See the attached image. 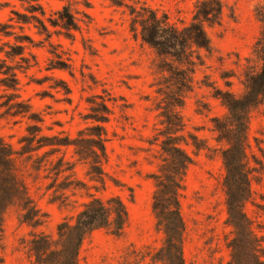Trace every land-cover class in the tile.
Wrapping results in <instances>:
<instances>
[{
  "label": "rangeland",
  "instance_id": "1",
  "mask_svg": "<svg viewBox=\"0 0 264 264\" xmlns=\"http://www.w3.org/2000/svg\"><path fill=\"white\" fill-rule=\"evenodd\" d=\"M259 3L227 0L220 25L205 28L212 54L193 53V58L199 53L201 63L191 67L188 91L179 85L180 66L158 56L129 31L131 17L126 6L136 10L148 7L181 28L190 21L193 0H43L39 4L47 16L68 5L80 20L78 31L68 37L52 34L49 44L31 25L20 29L14 24V31L25 36L24 55L30 66L24 73L17 72L18 94L43 118L42 134L74 136L84 127L81 117L87 111L86 98L99 95L111 100L107 161L103 165L105 189L96 195L118 197L126 208L128 224L121 238L104 231L91 234L79 249L78 264H159L150 260L161 245V235L154 230L150 211L153 185L149 176L159 164L154 141L162 131L159 115L167 107L184 123L182 134L189 143L183 148L192 159L179 199L185 224L184 263L227 264L226 243L232 234L226 224L224 171L218 153L224 144L218 142L211 124L213 117L222 118L226 110L213 97L212 87L225 90L220 76H227L230 90L240 93L244 60L250 57L259 32L254 16ZM30 5L36 6L27 0H0V22L12 17L13 23L18 18L14 12L28 15ZM3 110L0 108V135L17 149L28 122L5 116ZM188 135L195 136L206 149H195ZM248 142L251 199L243 211L264 247V103L250 114ZM62 152L66 160L73 161L70 149ZM19 163L28 194L44 216L43 223L32 229L19 224L15 210H9L0 242V264H33L28 253L30 232L55 238L56 226L71 220L86 201L85 192L75 187L87 182L82 165L76 164L74 173H63L47 190L50 180L41 178L42 174L34 177L26 161ZM247 256L245 264H252Z\"/></svg>",
  "mask_w": 264,
  "mask_h": 264
},
{
  "label": "trees",
  "instance_id": "2",
  "mask_svg": "<svg viewBox=\"0 0 264 264\" xmlns=\"http://www.w3.org/2000/svg\"><path fill=\"white\" fill-rule=\"evenodd\" d=\"M27 1L36 5L29 6L28 15L14 12L12 15L18 18L13 23L10 22L14 19L12 17L7 22H0V99H4L0 102V108L4 109L5 116L25 118L28 122L24 134L18 140L17 149L0 135V242L5 215L11 209L15 210L19 224L35 229L43 223L44 216L28 194L25 173L19 161L29 163L34 177H41L42 174L41 178L50 180L47 190L54 187L63 173H74L75 165L79 164L84 167L87 182H79L75 187L85 192L86 201L71 220H63L56 226L55 238L31 231L28 241V253L33 264H78L79 249L91 234L104 231L114 238H121L128 224L126 208L118 197L102 198L96 195L105 189L103 165L107 161L106 125L112 116L108 106L111 100L99 95L86 98L87 111L81 117L84 127L78 129L74 136L63 132L50 135L41 133L43 118L18 94L17 72L24 73L30 66L24 55L25 36L17 34L14 27L16 25L22 29L23 25H31L36 34L49 44L52 34L68 37L71 32L78 31L80 20L68 5L47 16L39 4L43 0ZM193 1L190 21L181 28L170 23L165 14L158 15L148 7L136 10L126 6L131 17L129 31L158 56L170 58L180 66L177 75L180 76L179 85L187 91L192 82L191 67L201 63L199 53L194 58L193 53L204 51L208 55L212 54L213 48L205 28L220 25L227 4V0ZM258 1L262 3L256 4L254 16L259 32L250 57L244 60L240 93L230 90L227 76H220L225 83V90L212 87L213 97L226 110L222 118L213 117L211 124L218 142L224 144L218 153L224 171L222 189L226 224L232 234L226 243L229 251L227 264H245L246 254L252 258V264H264L262 239L256 236L243 211L251 199L248 124L252 111L264 103V0ZM30 57L34 63L31 54ZM159 117L162 131L154 141L158 147L159 164L149 179L153 185L150 211L154 230L161 235V245L150 260L159 264H185V224L179 199L186 169L192 163L183 148L189 142L182 134L184 123L181 117L169 107ZM188 140L195 149H206L195 136L188 135ZM154 143L150 142L149 145ZM67 149H70L73 161L66 160L65 154L61 153Z\"/></svg>",
  "mask_w": 264,
  "mask_h": 264
}]
</instances>
